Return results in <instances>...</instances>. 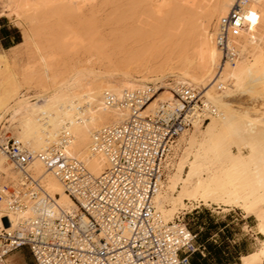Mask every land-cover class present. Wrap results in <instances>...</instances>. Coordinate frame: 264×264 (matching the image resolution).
I'll return each instance as SVG.
<instances>
[{"label": "bare ground", "instance_id": "6f19581e", "mask_svg": "<svg viewBox=\"0 0 264 264\" xmlns=\"http://www.w3.org/2000/svg\"><path fill=\"white\" fill-rule=\"evenodd\" d=\"M239 2L0 0V16L21 28L24 48L19 67L0 50V115L17 104L7 133L33 153L27 182L0 154V233L39 216L47 195L55 217L80 212L42 154L61 149L101 176L111 161L94 150L96 132L129 120L145 96L142 115L154 116L187 87L206 107L170 144L156 211L165 223L190 205L254 216L259 245L241 264H264V0L246 1L250 12L237 34L229 32L228 50L217 43L222 18ZM29 89L35 102L25 101ZM22 257L3 256L0 242V264H24Z\"/></svg>", "mask_w": 264, "mask_h": 264}, {"label": "built area", "instance_id": "2783aa9c", "mask_svg": "<svg viewBox=\"0 0 264 264\" xmlns=\"http://www.w3.org/2000/svg\"><path fill=\"white\" fill-rule=\"evenodd\" d=\"M246 1L241 0L220 22L217 43L223 50H228L229 32L237 34L243 27L250 12ZM174 93L176 103H163L154 116L142 115L150 100L145 96L135 101L129 120L96 132L94 150L105 152L111 161L101 176L91 174L83 161L68 158L61 149L42 154L80 212L55 217V199L47 195L34 220L14 231L2 230L3 256L24 246L36 264H193L196 253L205 255L206 247L198 243V234L187 222L165 223L154 205L170 144L206 107L199 91L182 87ZM0 154L22 172L26 182L33 179L26 170L33 153L21 142L1 136ZM20 194L11 190L12 206L19 205Z\"/></svg>", "mask_w": 264, "mask_h": 264}, {"label": "rangeland", "instance_id": "374dc122", "mask_svg": "<svg viewBox=\"0 0 264 264\" xmlns=\"http://www.w3.org/2000/svg\"><path fill=\"white\" fill-rule=\"evenodd\" d=\"M0 17V50L2 49L7 57L9 56L8 60L12 65L16 63L19 67V62L22 64L24 60V48L17 45L23 39L22 30L6 16ZM11 43L15 44L7 47ZM17 48L19 51L16 50ZM33 90H24L27 93L25 101L35 102L38 99L37 92ZM16 107L17 104H13L10 109L0 115V137L12 135L7 131L14 124L12 116ZM179 219L189 224L191 229L198 234V243L206 247L205 255L196 253L193 256V264H241L240 255L256 250L259 245L255 230V217H244L237 209L224 210L217 206L190 205L179 214ZM16 252H20L23 256L24 264H36L29 247L24 246L12 253Z\"/></svg>", "mask_w": 264, "mask_h": 264}, {"label": "trees", "instance_id": "16d2710c", "mask_svg": "<svg viewBox=\"0 0 264 264\" xmlns=\"http://www.w3.org/2000/svg\"><path fill=\"white\" fill-rule=\"evenodd\" d=\"M18 42V41H17ZM16 43V42H15ZM15 43H11L10 45H8L7 47H9V46H11V45H13V44H15Z\"/></svg>", "mask_w": 264, "mask_h": 264}, {"label": "crops", "instance_id": "0c3cea01", "mask_svg": "<svg viewBox=\"0 0 264 264\" xmlns=\"http://www.w3.org/2000/svg\"><path fill=\"white\" fill-rule=\"evenodd\" d=\"M1 18V17H0ZM0 27H1V25H0ZM12 46V45H11ZM10 47V46H9ZM240 260H241V255H240Z\"/></svg>", "mask_w": 264, "mask_h": 264}]
</instances>
